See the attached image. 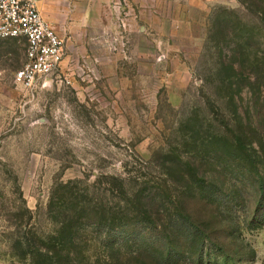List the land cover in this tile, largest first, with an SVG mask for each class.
Returning a JSON list of instances; mask_svg holds the SVG:
<instances>
[{
  "label": "rangeland",
  "instance_id": "rangeland-1",
  "mask_svg": "<svg viewBox=\"0 0 264 264\" xmlns=\"http://www.w3.org/2000/svg\"><path fill=\"white\" fill-rule=\"evenodd\" d=\"M256 10L117 0L62 30L60 70L30 91L14 83L25 43L0 44V264H29L26 223L71 250L69 264H264V140L247 155L213 138L215 113L234 107L231 89L209 79L259 24ZM251 41L263 56L264 32ZM77 219L75 243L62 244L57 230Z\"/></svg>",
  "mask_w": 264,
  "mask_h": 264
},
{
  "label": "trees",
  "instance_id": "trees-1",
  "mask_svg": "<svg viewBox=\"0 0 264 264\" xmlns=\"http://www.w3.org/2000/svg\"><path fill=\"white\" fill-rule=\"evenodd\" d=\"M239 1L247 10L250 9V6L257 8L255 17L258 19L259 24H254V27L241 36L236 35L238 41L236 43L233 42L234 40L230 42L234 43V47L228 46L230 49L229 53L224 58L220 57V59L214 62V65H220L222 68L212 73L209 79L216 78L220 83H225L231 89V94L228 96V104L234 107V112L229 116H226L222 112L215 113L220 116V120L214 119L215 122H218V125L213 130V138L224 142L230 151L254 155L258 150L257 141L263 144L264 140L261 126L262 116L264 117V77L262 76L264 72V55L260 56L258 50L252 51L251 40L252 37H256L257 32L258 34L264 32V0ZM246 3H249L248 6ZM224 14L222 12L216 16V23L221 21ZM244 96H246V99H244ZM237 98L242 103L240 110L244 111L243 113L238 110L239 104L236 103ZM193 134L195 135L197 132ZM193 145L195 147L196 143H193ZM193 155H189L191 157L186 160V165L190 168H194L195 165L193 163H195L196 158ZM245 160L248 163H253L248 157ZM172 161L174 165L182 163L181 158L178 160L172 159ZM116 181L119 184L118 191L127 199L130 193L125 188L124 180L117 178ZM52 205L50 203V207ZM27 213L32 215L30 210H27ZM81 222V219H77V223L73 227L67 225L66 222L61 224L57 233H60L62 236V244L75 243L76 235L82 229L83 222ZM119 222V224H116V220H113L110 227L126 228V224L122 220ZM21 230V233H19V237H21L19 244L24 247V258L29 264H69L71 250L65 249V252L62 249L56 248L51 237L31 232L27 223L21 227Z\"/></svg>",
  "mask_w": 264,
  "mask_h": 264
},
{
  "label": "built area",
  "instance_id": "built-area-1",
  "mask_svg": "<svg viewBox=\"0 0 264 264\" xmlns=\"http://www.w3.org/2000/svg\"><path fill=\"white\" fill-rule=\"evenodd\" d=\"M8 40L25 43V59L14 73V83L26 91L58 72L66 56L65 38L36 0H0V44Z\"/></svg>",
  "mask_w": 264,
  "mask_h": 264
},
{
  "label": "crops",
  "instance_id": "crops-1",
  "mask_svg": "<svg viewBox=\"0 0 264 264\" xmlns=\"http://www.w3.org/2000/svg\"><path fill=\"white\" fill-rule=\"evenodd\" d=\"M117 4V0H36V5L62 35L64 28L72 29L78 21L85 24L100 18L107 6Z\"/></svg>",
  "mask_w": 264,
  "mask_h": 264
}]
</instances>
